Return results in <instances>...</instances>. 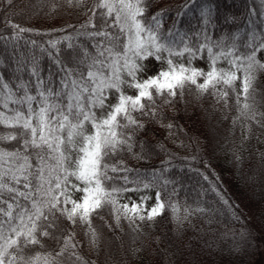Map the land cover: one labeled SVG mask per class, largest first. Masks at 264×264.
<instances>
[{
	"label": "snow or ice",
	"instance_id": "obj_1",
	"mask_svg": "<svg viewBox=\"0 0 264 264\" xmlns=\"http://www.w3.org/2000/svg\"><path fill=\"white\" fill-rule=\"evenodd\" d=\"M0 4L13 15L19 8L21 15L48 18L71 10L84 17L83 23L40 32L0 13V45L4 52L12 45L11 62L0 60V264H94L81 254L76 229L95 245L93 219H103L105 211L137 233L166 211L180 222L175 182L165 176L169 162L152 172L128 163L151 148L138 133L147 122L162 121L163 109L193 87L225 106L234 96L241 115L255 119L256 106L264 105L257 92L264 73V10H249L240 36L214 35L211 7L198 0L155 12L151 0ZM193 6L200 19L186 30L182 18ZM26 32L48 38L26 41L18 50ZM150 61L162 67L145 75ZM129 192L142 194L137 201ZM188 214L184 208L183 219Z\"/></svg>",
	"mask_w": 264,
	"mask_h": 264
},
{
	"label": "trees",
	"instance_id": "obj_2",
	"mask_svg": "<svg viewBox=\"0 0 264 264\" xmlns=\"http://www.w3.org/2000/svg\"><path fill=\"white\" fill-rule=\"evenodd\" d=\"M159 2L151 0V12L165 6H160ZM180 2L173 0L166 5H172L174 10ZM198 2L211 7L208 27L214 35L237 33L243 36L248 28L249 10L254 6L264 10V0ZM15 12L16 15L11 10L5 13L0 4V13H5L14 23L40 32L84 21V17L71 10L48 18L21 15L19 8ZM199 19V10L193 6L182 18L184 28L197 26ZM4 31L0 26V32ZM47 38L26 32L16 45L18 50H25L26 41ZM0 53H4L0 60L10 63L12 45L9 44L7 52L0 45ZM41 63L45 68L49 66L46 54L41 56ZM257 92L264 95L262 73L258 74ZM256 112L255 119L239 114L235 108L231 114H226L215 96L200 95L194 87L182 101L164 108L162 121H149L138 133L139 140L151 146L145 158L129 159L128 163L152 172L161 167V161L169 162L165 176L175 182L178 195L172 199L181 207V221L173 219L171 212L166 211L154 222L142 224L137 233L126 220L117 224L105 211L103 219H93L99 236L95 245L83 235L84 229H76L81 254L94 264H189L192 251L196 264H205L204 256L194 251L200 243L227 242V235L239 237L240 233L247 239H264V127H261L264 105H257ZM168 124L173 128L169 129ZM204 176L209 179L205 180ZM184 208L189 209L186 220L183 219Z\"/></svg>",
	"mask_w": 264,
	"mask_h": 264
},
{
	"label": "rangeland",
	"instance_id": "obj_3",
	"mask_svg": "<svg viewBox=\"0 0 264 264\" xmlns=\"http://www.w3.org/2000/svg\"><path fill=\"white\" fill-rule=\"evenodd\" d=\"M169 1L172 2L173 0H160L159 5L164 6ZM261 58L264 59V56ZM194 66L205 67L201 61H195ZM160 67H162V65L157 64L155 61H150L148 64V72L145 75H154ZM236 88H239L238 81L236 83ZM126 92L128 94H134V90L132 89H126ZM228 104L229 106H225L223 102H220L218 103V106L226 114H231L234 108L237 109L234 106V96L229 99ZM239 117H241V115H239ZM245 129L246 124L243 123V130L245 131ZM141 194L142 193L139 192H129L126 196H130L132 199L138 201ZM151 203L152 201H149L148 205L151 206ZM238 236L239 237H234L231 234L227 235V238L225 239H229V241H227L228 243L226 241H212L213 243L209 241L200 243L198 246L194 247V251L204 256L206 259L205 264H264V239L257 240L254 237L247 239V237H245L246 235L243 233L238 234ZM189 264H196L192 251L190 252Z\"/></svg>",
	"mask_w": 264,
	"mask_h": 264
}]
</instances>
